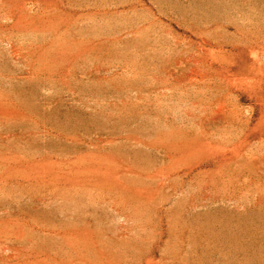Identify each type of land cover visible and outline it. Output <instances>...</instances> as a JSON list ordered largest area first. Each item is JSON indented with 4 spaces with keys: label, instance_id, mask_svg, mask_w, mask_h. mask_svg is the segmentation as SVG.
Segmentation results:
<instances>
[{
    "label": "rangeland",
    "instance_id": "rangeland-1",
    "mask_svg": "<svg viewBox=\"0 0 264 264\" xmlns=\"http://www.w3.org/2000/svg\"><path fill=\"white\" fill-rule=\"evenodd\" d=\"M0 264H264V0H0Z\"/></svg>",
    "mask_w": 264,
    "mask_h": 264
}]
</instances>
